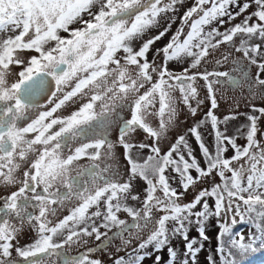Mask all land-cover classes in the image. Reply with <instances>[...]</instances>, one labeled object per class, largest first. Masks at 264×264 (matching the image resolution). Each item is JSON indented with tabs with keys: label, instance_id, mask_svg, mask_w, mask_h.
<instances>
[{
	"label": "snow or ice",
	"instance_id": "snow-or-ice-1",
	"mask_svg": "<svg viewBox=\"0 0 264 264\" xmlns=\"http://www.w3.org/2000/svg\"><path fill=\"white\" fill-rule=\"evenodd\" d=\"M183 3L0 0V187L12 189L0 197V264H56L62 251L87 245L86 238L93 236L97 241L101 237L121 241L115 252L125 254L116 255L112 264H144L148 258L153 264H196L203 242L210 240L206 224L211 219L219 229L216 252L223 255L222 264H236V256L264 244V142L257 138L264 107L249 101L259 116L247 115V125L231 136L226 126L236 115L221 120L215 111L219 108L216 85L246 82L252 100L264 99V0H194L179 17L180 25L168 42L155 48L175 23L168 14ZM253 5L255 10L249 13ZM241 16L239 23L231 24ZM225 24L230 26L221 31ZM153 29L155 34H150ZM221 45L242 54L232 61V71L241 72L240 80L226 71L200 69ZM26 52L36 54L25 56ZM221 55L227 61L231 52ZM185 61L187 66L179 72L168 67L169 62ZM244 61L255 66L254 77L241 70ZM49 77L55 86L51 93ZM198 79L205 82L204 98L195 86ZM177 91L179 98L174 95ZM43 95L54 99L48 100L51 107L37 111L44 107L37 102ZM77 97L87 102L68 115H57ZM205 100L209 108L204 117L162 151L161 142L176 126L179 105L195 117ZM117 108H127L130 118L119 122L118 140L113 142L108 130L118 124L113 119L119 116ZM209 124L211 146L201 133ZM137 130L152 142L132 139ZM189 134L199 148V159ZM241 136L243 145L237 143ZM74 142L78 146L73 147ZM117 143L124 149L126 179L118 164L107 162L114 158ZM230 149L232 155L227 156ZM85 158L90 163L80 165ZM102 158L103 167L97 163ZM74 169H78L75 175ZM85 176L88 179L82 184ZM138 178L146 184L143 198L133 192ZM177 179L179 190L171 183ZM205 179H213L212 185L182 203L185 194ZM73 198L78 203L69 214L52 219ZM121 212L131 223L120 218ZM237 217L255 229L247 239L233 230ZM193 224L196 237L189 236ZM25 226L35 236L21 246L17 241ZM112 228L117 231L109 237ZM175 237L182 241V252L172 244ZM95 251L87 248L79 256L65 258L64 264H103L92 258ZM165 251L166 260L161 254ZM208 259L216 264L212 257Z\"/></svg>",
	"mask_w": 264,
	"mask_h": 264
},
{
	"label": "rangeland",
	"instance_id": "rangeland-1",
	"mask_svg": "<svg viewBox=\"0 0 264 264\" xmlns=\"http://www.w3.org/2000/svg\"><path fill=\"white\" fill-rule=\"evenodd\" d=\"M243 2H245V0H241V3H243ZM193 3H194V0H184L183 5H177V11L174 14L173 13L168 14L170 16L175 17V23L172 24L171 32H169L168 35L165 36L161 41L157 42V44L155 45V48H160L168 42L169 37L172 35V33H174L176 31V29L180 25L179 17L182 16L184 14V12L186 11V9L191 7ZM254 8H255V5H253L251 8H249L248 12L250 13L252 11V9H254ZM236 10L237 9L235 7H233L231 9V11H233V12H235ZM94 11H95V9H94ZM87 18L88 17L85 16V19H87ZM242 19H243V16L238 17L236 20L231 21V24L239 23ZM164 23H165V21L162 20L161 21V27H163ZM229 26H230L229 24H225V25L220 27V30L224 31ZM72 27H79V25H73ZM187 31H188V29L186 27L185 32H187ZM155 32H156V29H153L150 34H155ZM8 34L9 35H15L16 33H8ZM60 34L62 36H67V33L61 32ZM236 43L237 44L239 43L238 38L236 39ZM153 51H154V49H153ZM224 52H231V55L229 56L227 61H223V57H222L221 53H224ZM27 54H30V56H31V55H35L36 53H34V52L24 53L25 56ZM241 55H242L241 53L235 52V50L230 45H221V47L218 50L214 51L206 59V62L201 63L200 69L201 70L206 69L208 71H226V72H229L231 75L235 76L237 78V80H240L241 79V72H233L232 71V69L234 67L232 61H233V59H235L236 57H240ZM151 59H152V54L150 53L149 54V60H151ZM156 59H157V63H159L160 58L157 57ZM217 59H221L223 62L221 64L217 65L215 63V61ZM187 63H188V61H185L182 64L177 63V62H169L168 67L173 71L179 72V71H181L182 68L187 66ZM240 67H241L242 71H250V77L255 76V74H256L255 66L248 65L247 61H244V64L241 65ZM19 70H20L19 68L13 69V71H16V72H18ZM9 79L14 80L15 77L14 76L9 77ZM221 79H224V78H221ZM204 84H205V82L202 79H198V81L196 82V85H195L200 91V98H204L206 96V90L204 88ZM216 88L218 89L217 99L219 102V108L215 110L216 115H218V117H220L221 120H223L224 116L230 115V114L236 115V117H237L236 119L229 121V123L226 126L227 127V135H229V136L236 134V129L238 127H240L242 125H247V123H248L247 115L259 116L258 112L252 111V108L250 106L249 101H251V104H255L257 107H264V99H262L260 97H257L255 100L251 99L250 93L248 91V85L246 82H242L241 85H239V86L231 85V84L216 85ZM141 91H143V89ZM174 95L177 96V98H179V92L178 91L175 92ZM193 103H195V102H193ZM237 104H238V107H237ZM158 106L159 105L157 104V107ZM179 108H180V112H179V116H178V119L176 122V126L168 133L167 139L161 142L162 151H166L168 149L169 145L172 142H174V140L178 134H184L189 127L193 126L194 122L202 119L204 117L205 112L209 108V104H208V101L205 100V103L201 106L200 110L198 111V113L195 117L190 116V114L187 112V109L184 107L183 104H180ZM97 110H99V104H97ZM117 112L119 113V116L118 117L114 116L113 119H117L118 124L108 130L109 131V139L112 140L113 142H116L118 140L119 122H121L123 119L130 118V112L127 108H125V109L117 108ZM149 119L151 120L153 125L156 124L155 118L150 117ZM220 127H221V130H223L225 125H223V123H221ZM258 129H259V131L257 134V138L261 139L262 142H264V117H260V119L258 120ZM246 130L247 129L245 128L244 131H246ZM212 132H213V130L211 129L210 124L206 125L204 128L201 129V133H202V136L204 138V141L209 146H211L212 142H213ZM132 139H134L136 142H146V143L152 142L151 140L147 139L146 134L141 130H137L134 134H132ZM189 141L195 150L194 154L199 159L201 156L199 148L196 144V141L194 140V138L191 137L190 134H189ZM237 143L243 145L246 143V141L241 136V138L237 140ZM114 152H115L114 158L112 160H108L107 162L112 163L114 166L116 164H118L120 166L121 173L124 174V177L126 179L127 178V162H126L125 155H124V149L122 147H120L119 144L117 143ZM146 154H147V150H145V152L142 153V157H143V155H146ZM226 155L227 156L232 155L231 149L229 150L228 153H226ZM104 162L105 161L103 160V158L101 161H97V163L101 164V167L104 166ZM89 163H90V161H88L86 158L79 161V164L83 165V166H87ZM77 170L78 169H74L73 172H75ZM173 175H175V174H173ZM193 175H195V172H193ZM213 177H214V180L216 183L220 182V178L218 176H215V173L213 174ZM171 183L173 184L174 187H177L179 190L178 179L171 181ZM212 183H213V179L203 180L201 183L197 184L195 186V188L190 189L185 194V196L183 197L181 202L182 203L190 202L193 199L196 191H198L200 188L210 187L212 185ZM145 187H146L145 182L142 179L138 178L134 182L133 192H140L141 198H143V189ZM10 191H11V189L10 190L9 189L3 190V187H0V194L1 193H7ZM159 194L160 193L158 192L157 195H159ZM77 203H78V201L74 198L71 199L70 201H66L65 206L63 208L59 209L57 212V216L55 218H52V219L58 220V219L62 218L63 216L69 214V209L71 207H73L74 205H76ZM129 203L131 204V203H135V202L129 201ZM209 204L210 205L213 204L212 198H209ZM137 206H139V205H137ZM101 207H103V205H101ZM94 210H95L94 208L90 209V211H94ZM197 210H199V206H198ZM30 211H33V210H30ZM156 215L158 216V215H160V213H156ZM119 216L121 219H125L129 223H131V218L128 217L127 214L121 212V213H119ZM237 220H238V223L235 225V227L233 229L234 231H238V232L242 233L246 239L249 235L255 233V229L253 226H250L247 223L239 222V217H237ZM15 223H18V222L16 221ZM215 224H216L215 219H211L206 224L207 235H209L210 240L207 242H203L204 248L198 254L196 264H210L208 257H212L215 260L216 264H222V262H223V258H224L223 255L216 252V248H217L216 237H217V232L219 231V229L214 227ZM171 226L172 225L169 224V227H171ZM101 231L104 232L106 230L101 228ZM116 231H117L116 228H112L110 231H108V236L109 237L113 236V233H115ZM34 236H35V231L33 229H30L29 227L25 226V230L18 237L17 242L21 246H24V245L30 243L32 241V239L34 238ZM189 236L190 237H196L197 236L195 224L190 226ZM86 239L88 240L87 245H81V246L72 245L70 248H66V250L62 251L61 257L57 258L56 264H64L65 258H71V257L79 256L81 253L86 252L87 248H95L96 251L94 253H92V258H97V259L102 260L103 264H112V261L116 255H124L125 254L124 252H119V253L115 252V249L121 243V241L119 239H114L111 242H109L105 237H101V240H99V241H97L94 236L90 237V238H86ZM172 244L177 248L178 251H181V252L183 251L182 241L179 237L173 238ZM259 245L260 244H257L254 247V249L260 250ZM261 245L263 246L264 244H261ZM261 249H263V251L261 253H264V248H261ZM251 251H254V250H250L245 254L236 256L235 257L236 263L239 259L245 257ZM161 254L164 256V259L166 260L167 259L166 251L161 253ZM14 255H15V253H14ZM255 260H258L257 256L253 260H251L250 263L254 262ZM144 264H153V261L151 258H148L144 261Z\"/></svg>",
	"mask_w": 264,
	"mask_h": 264
},
{
	"label": "flooded vegetation",
	"instance_id": "flooded-vegetation-1",
	"mask_svg": "<svg viewBox=\"0 0 264 264\" xmlns=\"http://www.w3.org/2000/svg\"><path fill=\"white\" fill-rule=\"evenodd\" d=\"M26 56H30V54H27ZM55 90V86H54V81L51 80L50 84H49V89L48 92L51 93V91ZM59 95V94H58ZM49 99H54L52 98L50 95H43L40 96L37 100V102L39 104H41L44 107H41L39 109H37V111H42V110H46L47 107H51V105L48 104V100ZM87 102V98H85V100H80L79 97L76 98V102L75 103H70L68 106H66L65 108L61 109L57 115H68L70 114L72 111L77 110L82 103ZM73 147L78 146L77 142H74ZM73 175H75V172L72 173ZM88 177L85 176L84 178H82L81 183L83 184L84 180H87ZM3 190H6L5 188H3ZM10 190V189H9ZM12 190V189H11ZM39 191V190H38ZM9 192L7 193H1L0 197L6 196ZM0 207H3V201L0 200ZM33 210L34 212H36L38 214V211L36 209H30ZM0 218H3L2 216H0ZM12 222L15 223L16 220L14 218H12Z\"/></svg>",
	"mask_w": 264,
	"mask_h": 264
},
{
	"label": "trees",
	"instance_id": "trees-1",
	"mask_svg": "<svg viewBox=\"0 0 264 264\" xmlns=\"http://www.w3.org/2000/svg\"><path fill=\"white\" fill-rule=\"evenodd\" d=\"M254 10H255V8L252 9V11H254ZM257 244H260V243H257ZM259 246H260V250L259 249H257V250L254 249V251L249 252L245 257L239 259L236 264H245V263L246 264L247 263L248 264H264V253H261L263 251V249H261V248H264V245L262 246L260 244ZM256 256L258 257V260H255L254 262L250 263V261L253 260Z\"/></svg>",
	"mask_w": 264,
	"mask_h": 264
},
{
	"label": "water",
	"instance_id": "water-1",
	"mask_svg": "<svg viewBox=\"0 0 264 264\" xmlns=\"http://www.w3.org/2000/svg\"><path fill=\"white\" fill-rule=\"evenodd\" d=\"M49 81L51 82V78L49 77Z\"/></svg>",
	"mask_w": 264,
	"mask_h": 264
}]
</instances>
